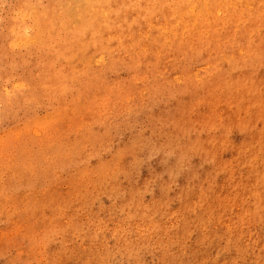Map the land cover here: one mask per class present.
Returning a JSON list of instances; mask_svg holds the SVG:
<instances>
[{"label":"clouds","instance_id":"9594fccd","mask_svg":"<svg viewBox=\"0 0 264 264\" xmlns=\"http://www.w3.org/2000/svg\"><path fill=\"white\" fill-rule=\"evenodd\" d=\"M0 264H264V0H0Z\"/></svg>","mask_w":264,"mask_h":264}]
</instances>
